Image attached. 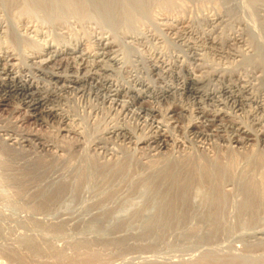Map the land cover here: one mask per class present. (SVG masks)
<instances>
[{
	"label": "bare ground",
	"instance_id": "6f19581e",
	"mask_svg": "<svg viewBox=\"0 0 264 264\" xmlns=\"http://www.w3.org/2000/svg\"><path fill=\"white\" fill-rule=\"evenodd\" d=\"M186 1L199 4L200 16L190 15ZM1 9L6 13L0 18V108L18 102L26 119L45 125L55 121L60 134L78 136L74 147L114 157L105 164L85 160L86 166L63 172L47 170L51 163L47 167L25 158L31 167L24 168L22 162L11 169L20 196L26 197L30 184L41 188L26 197L30 207L43 195L96 198L92 206L97 211L89 206L87 218L84 215L76 225L64 220L44 228L71 229L69 233L75 229L83 237L70 245L87 248V253H94L96 244L117 251L166 247L173 236L183 248L201 250L194 261L179 264L264 260V255L250 251L234 254L222 249L224 240L247 243L251 237L264 251V0H0ZM86 22L98 25L87 34L90 49L71 30L73 24ZM163 40L176 46L173 57L159 48ZM147 44L154 47L141 56L137 46ZM131 60L148 62L150 71L145 73L155 79L147 82L127 71ZM126 72L132 76L130 83L118 80ZM89 91L121 106V111L135 109L152 129L138 137L123 124H111L89 140L77 118L63 108L66 94ZM177 96L191 104L179 99L175 107H167L165 118L149 103ZM184 119L183 135L176 137L173 130ZM32 144L54 156L63 151L53 139L0 128L2 147ZM135 197L143 198L142 203ZM24 223L43 227L30 219ZM22 238L29 251H42L38 237ZM142 259L139 264H154Z\"/></svg>",
	"mask_w": 264,
	"mask_h": 264
},
{
	"label": "rangeland",
	"instance_id": "374dc122",
	"mask_svg": "<svg viewBox=\"0 0 264 264\" xmlns=\"http://www.w3.org/2000/svg\"><path fill=\"white\" fill-rule=\"evenodd\" d=\"M186 3L189 5V10H190L191 16L192 15H193V17L194 16L196 17L197 15L200 16V13L197 11L199 8L198 3L196 4L195 2H192V1H188V2L186 1ZM186 3H185V5H187ZM189 3H192L193 5L189 4ZM188 5H187V7H188ZM209 6L207 5L205 7L209 8ZM4 11L2 9L0 10V18H1V16H3V17L5 16L6 12H4ZM196 13H199V14H196ZM37 23L39 26H42L43 28H45V25H40V22H37ZM93 24L94 23H92V22L91 23L86 22L84 24H79L78 26H76L77 24H73V26H72L73 28H71L72 33H74L77 37H82V39L84 40L83 43L85 44L84 47H86V49L87 48L90 49L93 47L92 40L89 39V36L87 37V34L92 32L93 30H98L96 27L98 25L97 24L93 25ZM148 46H149V48H148ZM158 46H160L159 48L161 49L162 52H164L166 55H169L168 57H170V56L173 57L174 54L177 53L176 46L172 45L170 43V41L163 40V42H161ZM153 47H154L153 44H147V46L145 45L144 47L137 46V49L141 53V56L145 57L149 54L150 50H152ZM128 53H129V51H128ZM134 62L135 63H133V61L131 60L129 67L127 68V71L133 72V74H137L139 76L141 75L143 78L146 77L147 82L148 81L151 82L155 79L154 78L155 76H152L153 73H150L149 76L147 75V73H145V72H147V70L150 69V65L148 62H145L146 65L145 64L141 65L139 63L137 64L136 61H134ZM131 63H133L132 66H131ZM134 69H136V70H134ZM129 75L130 74L128 72L122 73L118 77V80L120 82H123V83H130L132 76L129 77ZM167 80H169V79L166 78L165 81H167ZM168 83H170V82L168 81ZM92 93L93 92H90V91H89V93L85 92L84 94L71 93L68 95L66 94V96L63 97V101H64V105H65L63 108L65 109V111L69 115H71L74 118H77L76 124L84 129V132L86 133V135L87 134L89 135V138H88L89 140H90V137L95 136L96 134L99 133V131H102L105 126H108L111 124H116V125H118V124L122 125L123 124L124 126H127V128L131 129L132 131L134 130V133L136 132V135H138V137H141V135L144 136V134L146 135V133H148L152 129V127H150L151 129L148 127V125L150 126L149 123L146 124V122H149L148 118L139 116L135 112L136 111L135 109H132L131 113H130V111H121V106L120 107H119V105L116 106L114 104L109 103L107 100L102 99L101 94L99 95V94L93 93L94 94L93 95ZM177 97H179L178 100H177ZM177 97L174 100L170 99L173 102L175 101L174 103L172 101L169 102L170 100L167 102H162L160 104H157L156 102H153V101H150L149 103L152 106H154L155 108H157V111L159 113H161L162 116L165 118L167 116V114H166L167 109L170 107H175V105H176V103H178L179 99L182 100L181 102L183 104H187V106H189V104H191V101L187 100L185 97H182V96H177ZM189 101H190V103H188ZM23 110H24L23 106L18 102L16 104L14 103L12 106L0 108V128L6 127L8 129L14 131L17 134H19V133L35 134V135L42 137L44 139H47V140L53 139V140H55L56 143H58L60 145V147L62 148L63 151L59 152V153L57 152L54 156V154H50V153L48 154L46 151L41 150L38 147H35V145H33L34 143L32 144L33 146H25V147H22V149L19 148V149H13V150H11L9 147H6V146L2 147L0 145V264H10V261H11L10 257H11V259H14V262H11V264H20V263H22V261L25 262V264H28V263L29 264H38L39 262L40 263L42 262L44 264H55L54 262H57L58 264L59 263L64 264L65 260H66V262H68L67 264H69V263L71 264L72 260H73V262H72L73 264H80V263L81 264H106V263L107 264L108 263L109 264H116V263L117 264L118 263L119 264H121V263L122 264H134V263L139 264V262L143 261L142 258H145V259L148 258L147 260L154 263V264H160V263H165V262L166 263L171 262V264H179V263L187 262V261L192 262V261H194V259L196 257L200 256L201 250L199 252V251H197V249L195 247H194L195 249L192 248L189 250L187 249V247L183 248L181 244L175 243L174 241H172L173 236L169 237V240L171 238V240H170L171 243L167 245V246H169L168 248L166 245H165L166 247H164V246H161L160 244H155L153 247H151V249H149L148 247H143V248L141 247V248H137V249H128V250L117 251V249H113V248H109V247L108 248L106 247V249H104V247H101L100 245L96 244L93 246V252L96 249L95 252L92 253L89 251L88 252L89 254H88L87 248H85V249L80 248L79 250H76L72 247V245H70L72 242H76V241L78 242L83 237L81 234L78 235V232L75 229L74 230L77 233L73 229H72L73 231H70V233H69V230H71V229H69L68 231L65 230L62 232H60V231L55 232L54 229H50V230L48 229L47 230L46 228H44V226L48 227V226H50V224H55V223H58V222H61L64 220L67 223H69V221H70V226L76 225L78 223L79 219L83 218L84 215H86L85 213H86L87 209L93 208L92 204L94 202H96V198L92 199L89 194L88 195L86 194L85 197H83V195H82V197L80 196L79 198H77L73 195V193H67V194L61 195V196L57 197L58 199H56V197H53L54 199L49 198L50 195H46V196L43 195V197H39V198H37V200L35 199L34 204L31 202L32 206L30 207L29 205H31V204L29 203L28 198H26V197H29L28 194L33 195L35 193V191H39V190H41V188L36 187V185L34 188V186H32L33 184H30L31 186L28 185V187H27L28 189L25 187L26 190L30 189L29 193H28V191L27 192L25 191L26 197L20 196L21 193H19V185L18 186L16 185V183L14 182L15 181L14 177H13L14 175H16L15 170H11V169L18 167V165H20L22 162L24 163L25 166L23 165V163L21 164V166L26 168L27 167L26 164H28V162H27L28 159H30V160L35 159L34 162H36V163L39 162V164L46 163L47 167L51 163L50 164L51 166H49V168H46L47 170L48 169L51 170L53 167L54 169H52V170H58L60 172H63V170H65V171L70 170V168H71V170L74 168L77 169L76 168L77 166L83 165V167H84V166H86V164L88 162H90L91 160L94 161L95 159L96 160L94 162L97 161V164H100V163L105 164V162H107V161L114 160V157L109 155L106 152H103L102 150H99V149L94 150L92 148H87V146L83 147V148L74 147L75 146L74 141H76L75 139H77L76 137H78V136L73 135V134H67V133L60 134L57 130V123L55 121H49L45 125V124H39L38 122H36L34 120L33 121L28 120V119H26V117H25L26 113ZM161 114H159V115H161ZM142 118H143V120H142ZM184 121H186V122H184ZM184 121L181 122L176 127L177 132L175 131V129L173 130L174 135L176 137H181L183 135L182 129L185 127V125H186L185 123H187V120L184 119ZM178 130H179V132H178ZM87 132H89V133H87ZM33 142H35V141H33ZM5 149L7 151H5ZM222 150H225L224 147H222ZM234 150L238 153H242L241 152L242 150H239L238 148L236 149V147L234 148ZM22 154H24V156ZM25 158H27V161ZM63 159L67 160V161L64 162ZM85 160L87 163L85 162ZM98 161H99V163H98ZM52 163H56V164H52ZM79 163H80V165H79ZM83 163L84 164L86 163V164L84 165ZM57 164H58V166H57ZM67 164H68V166H67ZM55 166H56V168H55ZM28 167H31V165L29 166V164H28ZM24 168H23V170L26 171V169H24ZM61 169H63V170H61ZM10 178H11V180H10ZM26 185H27V183H26ZM53 188L54 187H52L50 189L52 190ZM19 198L21 199L20 201H19ZM80 198H81V201L79 200ZM47 199L50 201H48ZM97 199H101V198H97ZM134 199H136V201L139 204H141L142 203L141 201L143 200V198H138V197H135ZM20 204H21V206H20ZM24 204H26V205H24ZM35 204L37 205V207L39 206L42 209L39 207H38V210L34 209L33 207L36 206ZM28 208H30V209L28 210ZM78 210H79V212H78ZM93 210H96V209L93 208L91 210V212H93ZM96 211H94L93 213H95ZM93 213H91V214H93ZM84 218H87V215ZM28 219L41 222L43 224V227H42V225H41V227H39L40 225L39 226L38 225L33 226L30 224L24 223V221H26ZM70 219H72V220H70ZM37 226L39 229L37 228ZM42 228H44V230ZM45 230L47 231V235L45 233L46 232ZM66 232L69 233V237H68ZM64 233H66V234L64 235ZM53 234H55V236ZM29 235L34 236L36 238L38 237L40 239L41 244H42V248H43L42 251H40V252L44 255H41L40 252L34 253L32 250L29 251L30 249H28L27 246L22 241H20L23 239L22 237L29 236ZM42 235H43V237H42ZM44 236H45V241H44ZM59 236H61V237H59ZM65 236H67V237H65ZM89 236H90L89 238H91L92 235H89ZM42 239H43V241H42ZM228 241H229V243H228ZM228 241L224 240V242H223L224 244L222 243L223 244L222 245L223 251L224 250H226V251L231 250L230 252H232V253L235 252L234 254H236L238 250L241 252H244L246 250L247 252L248 251L252 252L253 255H258V254L264 255L263 249L258 248L260 244L258 245L257 240H254V238L252 239L250 237V239L248 240L249 242H247V243H245L244 241H241V240H236V242L231 241V240H228ZM232 242H234L235 244ZM131 243H133V241ZM211 243H212L211 245L214 244V242H211ZM175 244H176V246H175ZM245 244H248L250 247L246 246ZM229 245H231V247H233V250L230 248ZM208 247L209 246H207V248ZM59 250L62 251V253H60ZM261 251H262V253H261ZM13 252H15V253H13ZM56 252H58L57 255H56ZM190 253H191V255H190ZM17 254H19V255H17ZM37 254H39V255H37ZM58 254L62 257L59 258L60 256ZM35 255H36V257H35ZM40 255L43 257H40ZM127 255H129V256H127ZM13 257H15V258H13ZM21 257L23 260H21ZM138 257H141V258H138ZM56 258H58V259H56ZM208 258H206V259H208ZM69 259H70V261H69ZM209 259L213 260L212 258H209ZM219 261L220 262L224 261V262H226V264L230 263L228 261V259H226V258L225 259L221 258ZM259 264H264V260H262V262Z\"/></svg>",
	"mask_w": 264,
	"mask_h": 264
}]
</instances>
